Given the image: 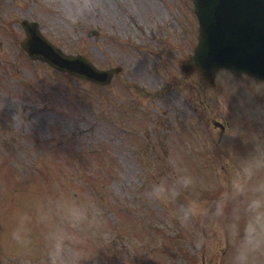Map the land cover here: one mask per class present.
I'll list each match as a JSON object with an SVG mask.
<instances>
[{
	"label": "rangeland",
	"instance_id": "1",
	"mask_svg": "<svg viewBox=\"0 0 264 264\" xmlns=\"http://www.w3.org/2000/svg\"><path fill=\"white\" fill-rule=\"evenodd\" d=\"M190 4L0 0V202L14 207L38 193L92 198L106 217L97 239L107 242L95 264H227V251H211L214 232L197 225L205 247L194 248L170 216L173 206L144 196L148 178L166 171L171 155L211 198L213 165L223 159L205 165L203 132L221 138L223 129L211 121L249 129L253 117H264V83L252 77L220 71L218 86L196 74L183 77L179 63L197 41ZM27 17L65 51L82 52L100 67L122 66V73L101 87L33 61L20 45ZM6 227L0 211V264H17L19 254L3 241Z\"/></svg>",
	"mask_w": 264,
	"mask_h": 264
},
{
	"label": "clouds",
	"instance_id": "2",
	"mask_svg": "<svg viewBox=\"0 0 264 264\" xmlns=\"http://www.w3.org/2000/svg\"><path fill=\"white\" fill-rule=\"evenodd\" d=\"M77 11L83 14L85 6ZM253 118L255 126L243 132L225 124L223 136L239 137L242 147L233 146L223 158L211 198L179 156L169 155L166 171H153L144 188L148 201L173 206L170 216L191 234L194 248L205 247L197 225L214 232L211 251H227V264H264V117ZM0 211L7 217L3 241L19 254L17 264H95L107 242L97 239L106 217L87 195L38 193L14 207L0 202Z\"/></svg>",
	"mask_w": 264,
	"mask_h": 264
},
{
	"label": "water",
	"instance_id": "3",
	"mask_svg": "<svg viewBox=\"0 0 264 264\" xmlns=\"http://www.w3.org/2000/svg\"><path fill=\"white\" fill-rule=\"evenodd\" d=\"M200 37L184 73L199 70L213 80L220 68L247 72L264 80V0H194ZM23 48L34 60L100 84L110 83L119 68L99 69L83 54H68L40 30V22L22 20Z\"/></svg>",
	"mask_w": 264,
	"mask_h": 264
},
{
	"label": "flooded vegetation",
	"instance_id": "4",
	"mask_svg": "<svg viewBox=\"0 0 264 264\" xmlns=\"http://www.w3.org/2000/svg\"><path fill=\"white\" fill-rule=\"evenodd\" d=\"M214 124H215V127H216V128L221 129V130H222V129L224 128V126H225V124H221V125H220V124H219L218 122H216V121L214 122Z\"/></svg>",
	"mask_w": 264,
	"mask_h": 264
}]
</instances>
